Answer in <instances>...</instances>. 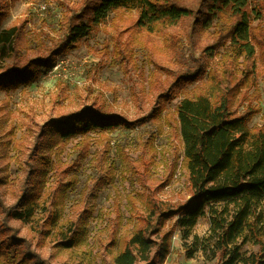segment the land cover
Returning a JSON list of instances; mask_svg holds the SVG:
<instances>
[{
  "label": "rangeland",
  "instance_id": "rangeland-1",
  "mask_svg": "<svg viewBox=\"0 0 264 264\" xmlns=\"http://www.w3.org/2000/svg\"><path fill=\"white\" fill-rule=\"evenodd\" d=\"M3 1L6 12L0 17V30L17 25L21 35L15 51L0 59V71L10 65L22 68L27 61L49 54V63L54 64L44 66L28 84L0 88V200L6 206L14 205L29 189L39 193L37 228H42L54 211L59 224L53 231L72 221L80 225V243L65 248L54 232L44 238L30 223L13 221L22 234L31 237L33 250L50 258L51 264L86 259L101 262L103 256L112 264L120 246L109 249L108 244L113 237L133 230L150 187L157 188L159 197L174 202L191 197L178 103L209 90L215 70L227 69L235 84L241 81L246 66L242 58L232 62L226 41L208 59V73L190 83L179 97L165 102L163 112L155 118V99L167 88L171 69L193 67L197 59L205 58V47L217 39V27H196L194 19L187 18L148 30L136 25L138 8H120L76 46L64 44L61 53L51 56L64 36L68 19L79 16L85 2ZM187 1L197 5L200 0ZM258 37L260 41L264 38L259 33ZM256 48L253 72L246 84L239 86L242 96L235 105L240 112L249 102L260 107L251 126L264 123V46L257 44ZM88 106L124 115L135 121V126L63 141L45 150L46 164L41 166L45 170L30 174L34 161L30 155L35 156L40 127L52 118L61 119ZM174 223L176 219L170 225ZM209 226L208 216L201 217L194 234L206 235ZM193 251V238L185 241L177 227L171 251L161 264L208 262L202 250L190 256Z\"/></svg>",
  "mask_w": 264,
  "mask_h": 264
},
{
  "label": "trees",
  "instance_id": "trees-1",
  "mask_svg": "<svg viewBox=\"0 0 264 264\" xmlns=\"http://www.w3.org/2000/svg\"><path fill=\"white\" fill-rule=\"evenodd\" d=\"M79 16H71L64 36L52 55L61 53V47L76 46L89 36L95 27L104 23L115 10L138 8V27L154 30L159 24H175L193 18L196 27H217V39L205 47V58L195 61L193 67L171 69L168 84L155 99L153 117L159 116L165 102L180 96L190 83L208 73V59L229 41L232 62L242 58L244 76L235 84L223 72L211 73L209 90L195 97H185L177 105L178 123L184 147V164L188 171L190 198L185 202L159 197L156 187L145 194L143 210L138 212L130 233L113 237L111 249L120 246L112 264H161L171 251L172 237L181 228L185 241L193 238L194 255L202 250L206 264H264V123L251 126L260 107L249 102L243 112L236 108L242 96L240 85H245L252 74L257 53L256 45L264 46L258 33L264 36V0H200L191 5L187 0H83ZM6 12V2L0 0V17ZM257 22V26L254 23ZM1 25V23H0ZM21 27L0 30V59L15 51ZM259 43H255V42ZM50 54L27 61L22 68L8 66L0 71V88L17 87L35 80L43 67L54 64ZM227 75V77H225ZM155 114V115H154ZM135 121L124 115L88 106L71 112L61 119L52 118L39 129L36 153L30 174L45 170V150L63 141L91 132H107L120 127L133 128ZM39 166V168H38ZM148 169V166H147ZM39 193L26 191L14 205L0 200V264H51L50 258L33 250L31 237L24 235L13 221L30 223L33 231L44 238L58 236L61 245L72 248L83 236L80 225L57 226V211L48 214L42 228H37L35 217L39 212ZM203 216L210 226L206 235L194 234V228ZM176 219V223L170 225ZM168 226V227H167ZM167 227V228H166ZM66 228V229H65ZM59 242V241H58ZM70 264V263H64ZM71 264H109L91 259ZM111 264V263H110Z\"/></svg>",
  "mask_w": 264,
  "mask_h": 264
}]
</instances>
